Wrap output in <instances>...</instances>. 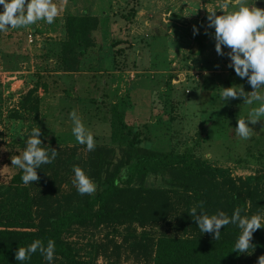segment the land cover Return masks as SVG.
Masks as SVG:
<instances>
[{
  "label": "rangeland",
  "instance_id": "1",
  "mask_svg": "<svg viewBox=\"0 0 264 264\" xmlns=\"http://www.w3.org/2000/svg\"><path fill=\"white\" fill-rule=\"evenodd\" d=\"M255 1H260L256 7L264 9V0H242L249 7H255ZM53 3L58 8L53 24L38 21L26 28L0 31V189L11 185L19 170L12 166L11 157L26 149L36 127L42 131L41 146L59 151L60 159L42 165L55 180L53 194L56 188L65 192L75 187L73 167H81L92 151L72 134L73 110L93 134L96 146H110L108 155L117 161L125 145L115 120L117 110L139 130L144 145L188 150L236 178L258 175L244 189L245 210L264 216V120L249 124L254 130L250 139L236 134L238 117L247 119L258 104H243V98L221 99L222 87L253 89L228 67L229 49H224V56L217 54L215 29L208 27L207 19L212 11L217 15L236 11L241 0ZM134 4L135 15L126 21L124 15ZM81 13L94 22L93 43L81 56L82 62L74 63L75 69H66L61 41L68 37V16ZM113 37L123 41L113 45ZM31 88H35L31 96L39 98L38 110L10 116ZM260 92L264 94V88ZM66 162L70 165L59 168ZM197 182L211 207L228 216L237 209L228 203L230 191L220 176H205ZM30 184L34 192L37 183ZM193 207L200 212L191 190L169 189L161 195L148 194L135 209L136 215L121 223L76 226L66 237L80 254L91 256L92 264H152L153 243L159 234L198 229L196 221L182 218L183 211L189 215ZM239 254L238 264H257L252 248Z\"/></svg>",
  "mask_w": 264,
  "mask_h": 264
},
{
  "label": "trees",
  "instance_id": "2",
  "mask_svg": "<svg viewBox=\"0 0 264 264\" xmlns=\"http://www.w3.org/2000/svg\"><path fill=\"white\" fill-rule=\"evenodd\" d=\"M135 12L134 4L124 15L126 21L130 22ZM93 24L86 13L68 16V37L61 41L66 54V69H75L74 63L82 62L81 56L93 43L90 36ZM122 41L112 38L113 45ZM34 89H29L20 98L18 106L9 112L10 116L22 117L23 112L31 114L38 110L39 98L37 95L31 96ZM35 118L37 120L38 116ZM115 120L125 143L120 158L116 161L108 155L110 146L99 145L81 166L95 180V193L80 195L73 187L65 192H59L56 188L53 194V189L57 187L55 180L46 174L42 166L37 170L40 180L34 192L31 184L22 182L23 172L20 169L10 180L11 185L0 189V264H20L15 258L18 248L27 247L37 239L45 245L49 239L55 241L54 259L49 262L37 252L24 264H92L91 256L80 254L78 247L66 237L74 227L121 223L136 215L135 209L148 194L161 195L169 189L191 190L198 205L204 202L203 210L207 214H217L219 211L211 207L197 182L205 176H220L230 191L228 203L236 204L242 215L252 216L245 210L244 189L258 175L236 178L225 168L212 166L205 159L192 156L188 150L154 149L142 143L139 130L131 127L117 110ZM58 159L59 151L52 163ZM65 164L70 165L66 162L59 168ZM59 168H52L54 175H57ZM182 218L184 222L194 221L186 210ZM240 234L239 227L232 224L221 229L219 240H215L211 233H202L199 228L189 233L159 234L153 243L151 263L238 264L240 254L235 251L234 245ZM252 243L258 264V258L264 255V228L254 233Z\"/></svg>",
  "mask_w": 264,
  "mask_h": 264
},
{
  "label": "clouds",
  "instance_id": "3",
  "mask_svg": "<svg viewBox=\"0 0 264 264\" xmlns=\"http://www.w3.org/2000/svg\"><path fill=\"white\" fill-rule=\"evenodd\" d=\"M3 11L0 12V31L8 29L26 28L35 25L38 21H44L51 25L58 16L57 5L53 0H0ZM208 27H214L215 50L218 55L224 56V49L227 48V56L230 58L228 67L234 68L237 76L244 79L252 87L251 92H246L243 85H233L222 87L221 99L243 98V104L253 105L247 119L237 120L236 134L244 139H250L253 128L249 124L255 125L264 120V94L260 89L264 88V9L249 7L241 4L238 9L231 13L217 15L216 11L209 12ZM197 34L194 26V35ZM207 34V33H206ZM73 123L72 134L75 140L85 145L88 151H94L96 141L93 134L86 128L81 117L75 110L70 113ZM42 131L40 127L33 128L27 140L26 149L19 155L11 157L12 166L22 170V182L25 185L38 183L40 176L37 169L42 165L50 164L58 155V151L51 148L50 151L41 145ZM73 184L80 195H91L96 191L95 182L79 166L73 167ZM200 212L193 207L189 214L197 222L202 233H211L215 240L220 239L221 229L229 224L237 225L241 230L235 242V251L238 253H248L253 247L254 233L264 228V216L254 214L251 217L241 215V209L237 208L229 217L223 211L209 215L204 209V202L199 204ZM39 252L45 260L51 262L55 255V241L49 239L47 244L40 240H34L27 247H19L15 258L20 264L31 259V256ZM258 264H264V255L258 258Z\"/></svg>",
  "mask_w": 264,
  "mask_h": 264
},
{
  "label": "water",
  "instance_id": "4",
  "mask_svg": "<svg viewBox=\"0 0 264 264\" xmlns=\"http://www.w3.org/2000/svg\"><path fill=\"white\" fill-rule=\"evenodd\" d=\"M260 5V1H255V6H259Z\"/></svg>",
  "mask_w": 264,
  "mask_h": 264
},
{
  "label": "built area",
  "instance_id": "5",
  "mask_svg": "<svg viewBox=\"0 0 264 264\" xmlns=\"http://www.w3.org/2000/svg\"><path fill=\"white\" fill-rule=\"evenodd\" d=\"M30 35V34H29ZM30 39H31V36H30Z\"/></svg>",
  "mask_w": 264,
  "mask_h": 264
}]
</instances>
